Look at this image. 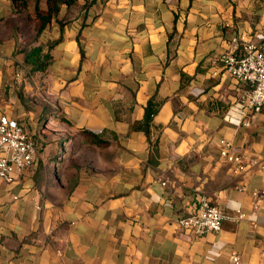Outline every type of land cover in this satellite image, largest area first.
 Returning <instances> with one entry per match:
<instances>
[{"label":"crops","instance_id":"0c3cea01","mask_svg":"<svg viewBox=\"0 0 264 264\" xmlns=\"http://www.w3.org/2000/svg\"><path fill=\"white\" fill-rule=\"evenodd\" d=\"M19 9L0 0V116L37 153L0 181V264H264V108L220 62L264 38V0H76L38 40ZM39 44L53 59L31 73ZM203 195L244 217L183 229Z\"/></svg>","mask_w":264,"mask_h":264},{"label":"built area","instance_id":"2783aa9c","mask_svg":"<svg viewBox=\"0 0 264 264\" xmlns=\"http://www.w3.org/2000/svg\"><path fill=\"white\" fill-rule=\"evenodd\" d=\"M222 68L239 83L246 86L242 105L252 115L264 108V38L260 42L245 41L242 52H226L220 57ZM246 121L245 124H249ZM37 153L36 141L16 119L0 116V181H13L15 173L30 167ZM221 155L232 163L237 173L247 169V159L230 142H225ZM258 204V203H257ZM244 217L241 210L228 212L213 204L207 196H201L198 210L178 219L179 225L198 235L218 232L225 220L236 221ZM232 260L240 263L239 255Z\"/></svg>","mask_w":264,"mask_h":264},{"label":"trees","instance_id":"16d2710c","mask_svg":"<svg viewBox=\"0 0 264 264\" xmlns=\"http://www.w3.org/2000/svg\"><path fill=\"white\" fill-rule=\"evenodd\" d=\"M15 2L18 7H20L19 10H28L31 4V0H15ZM74 2H76V0H34L33 17L36 20L37 31L35 39L38 40L42 32L57 16L62 4L70 5ZM25 52V61L31 66V73L46 71L53 59L50 51H44V46L42 44L34 45ZM156 110V107L153 108L151 104H149L146 112V121L151 119ZM84 133L92 136L100 145L104 144L98 139L95 133L87 130L84 131Z\"/></svg>","mask_w":264,"mask_h":264},{"label":"rangeland","instance_id":"374dc122","mask_svg":"<svg viewBox=\"0 0 264 264\" xmlns=\"http://www.w3.org/2000/svg\"><path fill=\"white\" fill-rule=\"evenodd\" d=\"M33 3V1H31V4ZM21 17H22V22L23 23V31L26 32V39H35L36 37V20L34 19V17L31 15V13L28 12V10H24L21 13ZM39 39V38H38ZM43 81L40 80L38 87L36 88V90L34 91V93L32 95H34L33 97H37L38 94H41V91L43 90V85L41 84ZM26 95V91L23 92V95ZM29 98H32L31 96H29Z\"/></svg>","mask_w":264,"mask_h":264}]
</instances>
